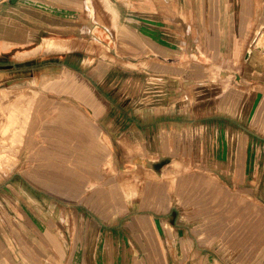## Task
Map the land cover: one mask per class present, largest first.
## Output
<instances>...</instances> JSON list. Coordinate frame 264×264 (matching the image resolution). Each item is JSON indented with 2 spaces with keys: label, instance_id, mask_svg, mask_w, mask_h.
I'll return each instance as SVG.
<instances>
[{
  "label": "crops",
  "instance_id": "crops-1",
  "mask_svg": "<svg viewBox=\"0 0 264 264\" xmlns=\"http://www.w3.org/2000/svg\"><path fill=\"white\" fill-rule=\"evenodd\" d=\"M263 27L264 0H0V88L17 86L26 95L40 88L32 98L34 118L25 130L30 161L40 162L48 154H69L53 146L59 141L71 145L75 139L57 118L66 119L70 126L81 122L74 113L63 112V106L81 108L83 122L88 121L83 132L88 148L82 164L58 159L65 164H48L52 166L48 170L55 172L49 173L52 176L38 167L34 183L25 178L40 192L39 197L29 194L27 201L33 200V209L25 206L36 225V237L50 233L49 226L43 228L44 217L73 215L87 218L83 231L76 232L82 233L83 241L74 236L70 248L56 243L50 250L38 248L39 260L23 264H264V52L248 46L255 41L256 29L260 35ZM48 41L66 46H48ZM59 53L80 61L77 66L82 68L72 73L84 75L89 87L79 104H58L54 109L51 106L64 89L67 97L71 89L70 78L64 77V86V78L48 74L53 64L63 73L67 69L60 65ZM112 53H123L130 62H146L155 73L182 75H188V60L203 53L231 74V85L212 84L209 97L201 92L202 84L195 88L194 115L188 116L187 108L180 111L184 116L178 163L170 160L163 169L178 173L176 186L195 187L193 196L188 198L185 188L178 197L200 207L199 219L226 214L237 219V224L224 228L201 222L192 227L186 211L170 205L160 211L134 208L150 197L127 200L133 211L120 215L114 195L109 201L115 204L108 210L107 156H112L118 170L138 163L136 155L129 156L124 149L116 116L107 119L105 114L107 90H111L107 77L117 73V64L106 60L105 54ZM244 54L246 59L241 61ZM56 77V83L43 86L44 80L53 82ZM118 86L115 80V89ZM192 127L193 144L188 142ZM135 142L130 139V146ZM70 170L80 171L84 178L65 172ZM252 180L259 187L255 196ZM53 184L88 186L79 198L88 202L86 209L78 214L70 208L62 215L42 209L43 186ZM60 200L56 198L55 206ZM238 205L241 209H236ZM0 264H10V258L3 256Z\"/></svg>",
  "mask_w": 264,
  "mask_h": 264
},
{
  "label": "rangeland",
  "instance_id": "rangeland-1",
  "mask_svg": "<svg viewBox=\"0 0 264 264\" xmlns=\"http://www.w3.org/2000/svg\"><path fill=\"white\" fill-rule=\"evenodd\" d=\"M256 30L255 41L248 43V46H252L254 51H258L257 53L260 49L264 52V27L261 29L260 35H258L259 30ZM250 49L252 48L250 47ZM102 51L106 50L103 48ZM248 51L251 50L248 49ZM121 54L117 56L114 53L112 55L105 54L109 63L115 62L117 64L116 75L109 73L107 77L108 88H111V90H107L105 114L107 119L116 116V126L118 130L123 132L121 141L124 149L129 156L136 155L135 158L138 163L132 167L124 165L123 169L118 170L114 165L112 156H107L108 180L106 193L108 210L110 206L115 204L109 201L110 197L114 195H117L119 201L117 204H119L120 215L129 210L133 211L130 209L133 207L128 205L127 200L133 197H150L148 201L139 202L134 208L136 209L138 206L143 209L151 207L156 211H160L170 205L171 209L186 211V219L192 227L200 225L201 222L207 226L218 225L224 228L232 225L235 221L237 224V219L232 220L224 217L226 214H218L219 219L211 217L209 214L199 219L200 211L198 212V210L200 207H196L190 200L184 203L178 197V195L184 193L185 188H187L188 198L193 196L196 191L195 187L192 185L183 188L176 186L178 173L163 169L166 162L170 160L178 163L179 144L182 143L180 130L183 124L180 120H183L182 117L184 116L180 111L187 108L188 116L194 115L195 88L201 87L202 84L203 90L201 92L206 93L209 97V89L212 84L219 83V86L223 88L231 85V80L228 79L232 77L231 74H227L224 69L216 65L214 60L203 53L199 57L194 55V58L188 60L187 65L190 67L188 75H182L178 72L155 73L146 67L149 65L146 62H130L123 53ZM243 56L244 58H241V61L246 59L245 54ZM58 60L60 65L62 63L68 66L65 72L63 73L60 67L58 69L53 64L52 69L50 66L48 67V74L59 77V80L64 77L70 78L71 89L69 97H67V91L64 89L63 95L59 97L58 102H54L51 108L58 104H79L83 100L85 88L89 87L87 83L89 81H85L84 75L78 76L72 73L74 69L82 68L81 65L77 66L80 61L69 57L66 53H59ZM57 77L53 82L46 83L47 80H44L43 86L56 83ZM115 80L121 85L117 89L114 87ZM63 81L64 86H66L67 79L64 78ZM39 91V87L36 90L33 88L32 95H26L25 91L19 92L17 86L12 89L9 87L7 89L0 88V260L3 256L9 257L10 264L31 263L30 261L33 263L39 260L37 249L49 248L50 250V245L53 243L59 244L61 247L66 245L65 247L70 248V242L74 236L75 240L79 237L83 241L84 236L82 233L76 232H82V228L86 227L87 218L81 216L76 218L73 215L68 217L46 216L42 219L43 228L49 226L47 230L50 233L37 234L36 237L35 232H33L36 225L28 215V211H25L26 204L33 209L31 206L34 203L33 200L32 202L27 201L29 194L40 196V192L35 186L25 183V178L34 183L38 167H44V172L47 173L46 176H52L49 173L55 174V172L48 170V167H52L48 164L54 163L55 166L65 164V162L58 161V159L67 160L68 163L82 164L85 156L84 149L88 148L83 143V132L88 126V121L87 123L83 122L85 117L83 110L76 106L66 105L62 107L63 112L66 114L74 113L75 118L81 123L73 122V126H70L67 124L66 119L62 117L57 119L62 122H60V125L69 127L70 130L68 131L74 133L75 145L73 143L66 145V143L59 141L58 145L53 146L59 147L57 149H67L69 154H48L43 156L44 160L40 162L30 161L31 154L27 152L25 130L34 118L35 100L32 98ZM73 92L75 94L74 98ZM54 114L57 115L59 112L55 110ZM153 134H155V137H153ZM189 136L188 142L191 141L193 144V127L189 132ZM130 139L136 141L135 146H130ZM51 146V144L48 145V147ZM208 156L210 157V155ZM65 172L80 177V180L84 178L83 174L77 170L76 172L72 170ZM262 176H264V172ZM78 180H75V183ZM253 182L252 180L251 194L255 196L254 194L259 191V187ZM87 189L88 186L82 184L43 186L42 209H52L54 214L59 215L66 214L67 210L74 209L76 213L81 214L88 206V202L79 200V198L86 194ZM223 191L226 192V187ZM235 193L241 192L235 191ZM169 195L170 198L168 199ZM56 198L58 200L62 199L57 206H55ZM73 198L76 199L73 200ZM112 199L114 200V198ZM254 205L258 209L259 203L255 202ZM203 208L206 207L203 206ZM236 209H241L240 205ZM51 229H53V232H51ZM43 237L42 241L41 238ZM49 250H46L48 252L46 254H53ZM65 251L66 249H62L61 252L64 253ZM71 251L69 249V254H71ZM43 263L46 264L45 261Z\"/></svg>",
  "mask_w": 264,
  "mask_h": 264
},
{
  "label": "bare ground",
  "instance_id": "bare-ground-1",
  "mask_svg": "<svg viewBox=\"0 0 264 264\" xmlns=\"http://www.w3.org/2000/svg\"><path fill=\"white\" fill-rule=\"evenodd\" d=\"M48 46H59V47H65V43H62V42H54V41H48L47 43Z\"/></svg>",
  "mask_w": 264,
  "mask_h": 264
}]
</instances>
